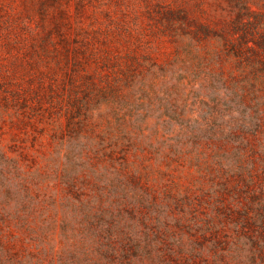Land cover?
I'll return each mask as SVG.
<instances>
[{
  "label": "rangeland",
  "instance_id": "obj_1",
  "mask_svg": "<svg viewBox=\"0 0 264 264\" xmlns=\"http://www.w3.org/2000/svg\"><path fill=\"white\" fill-rule=\"evenodd\" d=\"M257 41L264 0H0V264H264Z\"/></svg>",
  "mask_w": 264,
  "mask_h": 264
},
{
  "label": "trees",
  "instance_id": "obj_2",
  "mask_svg": "<svg viewBox=\"0 0 264 264\" xmlns=\"http://www.w3.org/2000/svg\"><path fill=\"white\" fill-rule=\"evenodd\" d=\"M246 16H247L246 14H237V16H236V22L238 23V22L242 21V19H243L244 17H246ZM236 32L242 34V35H241V38H242L243 40H247V39H248V36H247L245 33H243L241 30H238V29H237ZM256 44H257V47H258V48H259V47L264 48V43H263V42H259V41H257ZM254 53H255V54H259L257 51L254 52Z\"/></svg>",
  "mask_w": 264,
  "mask_h": 264
}]
</instances>
